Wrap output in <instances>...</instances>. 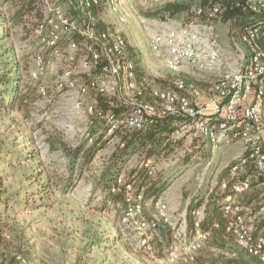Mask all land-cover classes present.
Listing matches in <instances>:
<instances>
[{"label":"built area","instance_id":"2783aa9c","mask_svg":"<svg viewBox=\"0 0 264 264\" xmlns=\"http://www.w3.org/2000/svg\"><path fill=\"white\" fill-rule=\"evenodd\" d=\"M166 1L176 0H160ZM234 4L252 17L264 18V0H235ZM136 12L125 0H42L40 16L28 25L23 45L29 51L28 79L44 99L61 97L76 117L99 121L97 134L111 140L117 137L120 146L124 135L170 117L175 121L171 138H185L191 151L207 147L214 152L241 142L243 149L230 164L229 178L219 183L226 193L222 211L238 248L264 264L263 230L255 231L256 224L264 221V202L252 208L238 198L253 189L256 179L264 178V21L241 27V41L249 50L228 53L220 34L202 20L222 17L219 4L195 7L190 20L165 26L156 23L149 49L164 56L175 76L168 84L152 86L143 81L128 37L119 27ZM22 51L14 50L18 63ZM195 70L214 77L208 79L209 88L190 78ZM212 164L213 154L195 164L204 167L202 178ZM141 167L150 176L156 174L152 158L144 159ZM116 179L113 191L126 190L118 203L121 225L140 234L144 243L162 227H169L172 238L162 261L194 262L210 239V232L201 226L205 202L192 208L189 226L188 209L175 213L162 195L147 196L143 187L124 174ZM151 209L153 216L148 215ZM3 248L0 222V251ZM237 254L229 253L232 258ZM15 260L34 264L21 253Z\"/></svg>","mask_w":264,"mask_h":264},{"label":"rangeland","instance_id":"374dc122","mask_svg":"<svg viewBox=\"0 0 264 264\" xmlns=\"http://www.w3.org/2000/svg\"><path fill=\"white\" fill-rule=\"evenodd\" d=\"M41 1L18 22L12 21L16 10L14 1L0 6V24L5 22L9 28V36L0 39V47H4L7 55H11L12 50H23L20 62L13 70L8 68L19 77L16 85L21 91L34 87L28 79L29 51L24 50L23 45L28 25L40 16ZM125 1L133 4L137 12L119 27L128 37L138 67L143 71V81L152 86L168 84L175 74L168 71L164 56H157L149 49L150 37L159 26L156 23L165 26L172 21H186L190 14L180 13L164 20L143 12L158 7L160 0ZM198 1L194 0V5ZM103 16L113 21L104 12ZM202 20L220 34L225 53L238 48L249 50L241 41L240 27H233L223 17L209 20L203 17ZM189 76L208 88V79L214 78L196 70ZM100 124L95 119L76 117L72 106L65 104L61 97L51 101L44 99L36 93L35 87L30 104L16 99L9 110L0 107V222L4 234L1 264H18L15 255L20 253L34 264H169L162 261L172 238L169 227H162L144 243L140 234L121 225V204L104 201V178L114 172V155L120 147L118 138L104 137L91 160H85L83 154L70 155L71 149L77 146H83V151L92 147ZM190 149L191 143L185 138L170 136L167 149L151 155L146 150L129 155L124 163L116 166V169L121 166L117 176L124 174L138 187L143 179L147 184L158 181L164 187L160 195H168L172 210L182 213L189 206V197L206 200L222 179L229 178V170L222 179L221 173L242 151L243 144L238 142L214 152L207 147L201 151ZM212 154L213 164L202 178L204 167L195 164L208 161ZM146 158L155 161L154 176L141 167ZM220 191L223 193L219 187ZM253 194L257 196L247 203L245 198ZM238 198L252 208L264 202V178L256 179L251 192ZM208 250L219 252L207 243L198 257ZM232 251L238 253L234 259L239 264H256L236 242L229 244L223 253L226 258H232L229 255ZM197 259L188 264H196Z\"/></svg>","mask_w":264,"mask_h":264},{"label":"trees","instance_id":"16d2710c","mask_svg":"<svg viewBox=\"0 0 264 264\" xmlns=\"http://www.w3.org/2000/svg\"><path fill=\"white\" fill-rule=\"evenodd\" d=\"M10 0H0V6H2L5 2ZM16 4V10L13 15V20L18 22L23 19V16L30 13L34 8H36L38 4V0H12ZM194 0H176V1H166L160 3L158 7L143 11L146 16L149 17H159L160 19H168L174 17L180 13H188L190 17L187 20L193 19L194 14L193 10L197 6H203L208 8L210 6H214L219 4L222 8V17L225 20L231 19V25L233 27H242L244 24L249 25H259L264 21V18L252 17L247 11H243L240 7L234 6L235 0H199L198 3H195ZM233 6V7H232ZM6 23L0 24V39L8 38L9 36V28L6 27ZM5 27V29H3ZM18 63L14 59V52L12 50L11 55L5 54L4 47H0V107H3L6 110H9L12 102L16 99H19L23 104H30L33 99L34 87H30L27 91H21L16 85L20 82L19 77L16 74H12L8 69L12 70ZM174 118H167L159 122H155L148 127H145L140 130H135L128 135L123 136L124 145L119 147V150L115 153L116 162L114 164V168L112 171V175L109 177H105V198L104 201H113V202H121L125 197V187H121L120 190L113 191L114 187H117V174L118 169L116 166L118 164H122L128 158L129 155L133 154L139 150H146L147 154L151 155L158 151L167 149L169 146V139L171 133L175 129ZM104 135L98 134L95 137L94 143L89 150L83 151V146L75 147L71 149L70 155H74L76 157L83 154L85 160L93 159L95 153L97 152L98 145L104 142ZM51 144L55 145V142ZM230 165L226 166L222 173L221 179L225 177L229 170ZM115 169V170H114ZM140 188L144 187L145 193L147 196H159L161 191L163 190V185H159L158 181L147 182L143 179L139 183ZM251 192V191H250ZM226 193L223 191L219 192V186L216 190L211 193L208 199H204L203 197H195L191 200L188 206V224L192 226L193 217L191 215V210L197 205H200L205 202L206 215L203 219L201 226L205 231L210 232V239L208 243L210 245L216 247L219 252L208 250L206 252L203 251L200 257L197 259L196 264H239L238 261L234 258H226L223 250H225L229 244L235 242V238L232 233L227 228V219L222 211V197H224ZM249 196V195H247ZM257 196L255 194L246 197L247 203H249L254 197ZM218 224V226H217ZM263 230L264 234V221H260L256 224L255 231ZM201 250H204L202 248ZM216 252V253H215ZM244 253V252H243ZM247 255V254H245ZM250 260L256 261V264H261L256 258L247 255ZM195 262V261H194ZM188 264V263H184Z\"/></svg>","mask_w":264,"mask_h":264},{"label":"crops","instance_id":"0c3cea01","mask_svg":"<svg viewBox=\"0 0 264 264\" xmlns=\"http://www.w3.org/2000/svg\"><path fill=\"white\" fill-rule=\"evenodd\" d=\"M239 153H240V152H238V154H237L236 156L233 157V160L235 159V157H237V156L239 155ZM232 162H233V161H232ZM232 162H231V163H232ZM229 165H230V164H229ZM226 166H228V165L226 164L225 167H226ZM225 167H224V168H225ZM143 188H144V187H143ZM163 197L168 201V203H169V205H170V207H171V204H170V198L168 197V195H164ZM192 199H193L192 196L189 197L187 203L189 204V203L191 202ZM187 208H188V205H187V207H186L185 209H187ZM171 209H172V207H171ZM176 210H177V209H176ZM148 215H149V216H153V215H154V211H153V209H151L150 211H148Z\"/></svg>","mask_w":264,"mask_h":264}]
</instances>
